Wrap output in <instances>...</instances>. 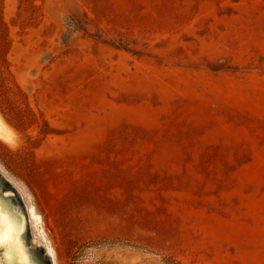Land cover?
Masks as SVG:
<instances>
[{"label": "rangeland", "instance_id": "374dc122", "mask_svg": "<svg viewBox=\"0 0 264 264\" xmlns=\"http://www.w3.org/2000/svg\"><path fill=\"white\" fill-rule=\"evenodd\" d=\"M0 131L42 264H264V0H0Z\"/></svg>", "mask_w": 264, "mask_h": 264}, {"label": "water", "instance_id": "95a60500", "mask_svg": "<svg viewBox=\"0 0 264 264\" xmlns=\"http://www.w3.org/2000/svg\"><path fill=\"white\" fill-rule=\"evenodd\" d=\"M0 264H42L27 250L25 211L1 169Z\"/></svg>", "mask_w": 264, "mask_h": 264}, {"label": "bare ground", "instance_id": "6f19581e", "mask_svg": "<svg viewBox=\"0 0 264 264\" xmlns=\"http://www.w3.org/2000/svg\"><path fill=\"white\" fill-rule=\"evenodd\" d=\"M0 132H1V131H0ZM29 211H30V216L33 218L34 221L37 222V215L34 213L33 208L30 207V208H29ZM36 222H35V223H36ZM48 247H49V246H48ZM48 252L51 253V249H50V248H48Z\"/></svg>", "mask_w": 264, "mask_h": 264}]
</instances>
